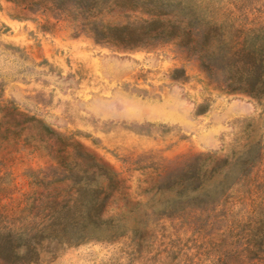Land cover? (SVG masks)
Returning a JSON list of instances; mask_svg holds the SVG:
<instances>
[{
  "label": "rangeland",
  "instance_id": "obj_1",
  "mask_svg": "<svg viewBox=\"0 0 264 264\" xmlns=\"http://www.w3.org/2000/svg\"><path fill=\"white\" fill-rule=\"evenodd\" d=\"M197 1L264 29V0ZM44 18L0 0V227L47 224L45 207L63 198L57 183H32L54 177L44 168L59 142L45 126L120 172L134 200L142 180L189 157L232 166L257 144L260 156L206 207L154 218L138 238L45 241L32 264H264V105L214 89L176 43L120 51Z\"/></svg>",
  "mask_w": 264,
  "mask_h": 264
},
{
  "label": "trees",
  "instance_id": "obj_2",
  "mask_svg": "<svg viewBox=\"0 0 264 264\" xmlns=\"http://www.w3.org/2000/svg\"><path fill=\"white\" fill-rule=\"evenodd\" d=\"M56 22H68L76 36L84 34L95 43L127 51L173 42L199 62L214 89L241 94L264 105V29L236 24L227 14L217 19L224 6H203L197 0H14ZM229 13H232L229 10ZM59 146L52 150L56 165L38 182L60 185L63 198L46 206L47 224L0 227V264H32L43 243L110 241L129 235L138 238L154 218L160 219L201 208L222 197L247 173L260 156L259 145H250L243 159L229 166L198 154L172 169H163L142 180L148 186L134 200L120 172L80 142L45 126ZM241 158V157H240ZM228 165V168H225ZM34 176V175H32ZM237 176V178H236ZM35 177V176H34ZM57 195L55 199L59 198ZM116 204V215L104 218L106 207ZM3 213H0L2 216ZM132 223H127L126 219Z\"/></svg>",
  "mask_w": 264,
  "mask_h": 264
}]
</instances>
